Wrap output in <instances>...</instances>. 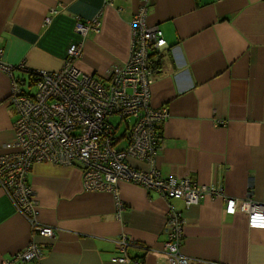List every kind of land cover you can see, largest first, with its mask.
Here are the masks:
<instances>
[{
  "label": "crops",
  "instance_id": "0c3cea01",
  "mask_svg": "<svg viewBox=\"0 0 264 264\" xmlns=\"http://www.w3.org/2000/svg\"><path fill=\"white\" fill-rule=\"evenodd\" d=\"M141 0H0V46L12 78L23 87L31 71L53 72L67 49L82 43L74 66L103 78L129 55L130 27ZM97 18L100 30L84 38L78 19ZM147 23L167 48L156 56L152 108L165 107L156 162L165 178H190L221 191L185 209L141 187L120 182L117 211L108 193L83 188L76 167L32 166L28 185L36 220L53 238L34 236L0 190V264L33 240L41 256L27 264H118L122 238L127 264H166L168 203L184 219L180 252L190 264H264V230L250 229L245 214L225 211L226 199L264 205V0H149ZM11 79L0 70V154L14 139L16 112L7 104ZM130 163L147 169L143 162Z\"/></svg>",
  "mask_w": 264,
  "mask_h": 264
},
{
  "label": "built area",
  "instance_id": "2783aa9c",
  "mask_svg": "<svg viewBox=\"0 0 264 264\" xmlns=\"http://www.w3.org/2000/svg\"><path fill=\"white\" fill-rule=\"evenodd\" d=\"M149 0L133 15L130 27V48L127 61L113 65L103 78L86 75L74 62L82 54V43L68 47L63 65L53 72L31 71L23 85L12 78V71L25 70L3 61L0 46V70L11 79L7 104L16 112L14 139L5 148L14 151L0 154V190L15 211L27 221L34 236L53 238L52 227L36 220L37 203L28 174L35 164L76 167L82 172L85 191L108 193L114 197L116 209L122 211L118 184L129 183L152 192L166 201L180 200L185 209L197 205L205 196L220 197L221 191L199 185L186 177L175 179L161 175L156 158L160 149V125L168 113L165 107L152 108L150 85L156 56L168 47L162 32L147 23ZM75 32L84 38L97 34V18L76 21ZM147 165L139 169L130 161ZM245 214L250 229L264 230V205L244 200L237 207L226 199L225 211ZM184 219L181 211L168 203L165 213L163 251L166 264H190L180 252ZM119 256L112 263L127 264L124 255L130 242L119 241ZM41 250L33 240L1 264H27L40 259ZM133 264H142L134 261Z\"/></svg>",
  "mask_w": 264,
  "mask_h": 264
},
{
  "label": "rangeland",
  "instance_id": "374dc122",
  "mask_svg": "<svg viewBox=\"0 0 264 264\" xmlns=\"http://www.w3.org/2000/svg\"><path fill=\"white\" fill-rule=\"evenodd\" d=\"M24 89L27 91V92H34V87H27V84L26 86L24 87Z\"/></svg>",
  "mask_w": 264,
  "mask_h": 264
},
{
  "label": "trees",
  "instance_id": "16d2710c",
  "mask_svg": "<svg viewBox=\"0 0 264 264\" xmlns=\"http://www.w3.org/2000/svg\"><path fill=\"white\" fill-rule=\"evenodd\" d=\"M30 74V73H29ZM160 130V129H159ZM159 138H161V136H160V132H159Z\"/></svg>",
  "mask_w": 264,
  "mask_h": 264
}]
</instances>
